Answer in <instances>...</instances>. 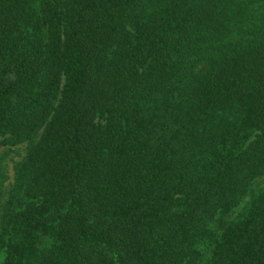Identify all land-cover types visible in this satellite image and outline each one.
Segmentation results:
<instances>
[{"label":"trees","instance_id":"obj_1","mask_svg":"<svg viewBox=\"0 0 264 264\" xmlns=\"http://www.w3.org/2000/svg\"><path fill=\"white\" fill-rule=\"evenodd\" d=\"M23 143L3 264H264V0H0Z\"/></svg>","mask_w":264,"mask_h":264},{"label":"rangeland","instance_id":"obj_2","mask_svg":"<svg viewBox=\"0 0 264 264\" xmlns=\"http://www.w3.org/2000/svg\"><path fill=\"white\" fill-rule=\"evenodd\" d=\"M30 144L23 143L14 147H3L0 148V173L3 177V200L2 206L6 203L8 199L9 192L15 182V171L16 166L23 162L29 154ZM256 188L264 187V179L260 180L258 184L255 185ZM3 215V209L0 208V222ZM5 252L0 255V264L4 263Z\"/></svg>","mask_w":264,"mask_h":264}]
</instances>
